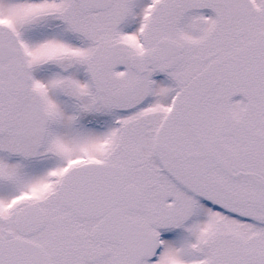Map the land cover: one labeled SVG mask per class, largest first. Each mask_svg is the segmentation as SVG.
<instances>
[{"label":"snow or ice","instance_id":"obj_1","mask_svg":"<svg viewBox=\"0 0 264 264\" xmlns=\"http://www.w3.org/2000/svg\"><path fill=\"white\" fill-rule=\"evenodd\" d=\"M0 264H264V0H0Z\"/></svg>","mask_w":264,"mask_h":264}]
</instances>
